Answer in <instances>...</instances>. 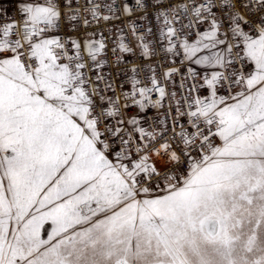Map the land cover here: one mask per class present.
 <instances>
[{
	"label": "snow or ice",
	"instance_id": "6c2138e0",
	"mask_svg": "<svg viewBox=\"0 0 264 264\" xmlns=\"http://www.w3.org/2000/svg\"><path fill=\"white\" fill-rule=\"evenodd\" d=\"M0 264H264V0H0Z\"/></svg>",
	"mask_w": 264,
	"mask_h": 264
}]
</instances>
